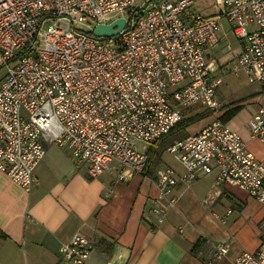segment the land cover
<instances>
[{
  "label": "built area",
  "instance_id": "obj_1",
  "mask_svg": "<svg viewBox=\"0 0 264 264\" xmlns=\"http://www.w3.org/2000/svg\"><path fill=\"white\" fill-rule=\"evenodd\" d=\"M0 0V171L24 189L38 183L35 167L47 145L57 143L96 177L112 164L119 179L143 171L147 149L193 104L221 110L217 88L220 63L208 59L225 32L239 42L235 73L264 85V0H214L213 15L187 10L194 0ZM125 18L112 36L93 28ZM88 23L89 28L78 25ZM252 137L264 146V106L248 121ZM182 167L156 171V222L174 202L178 183L189 184L217 169L214 184L229 181L264 203V162L221 118L176 139L167 148ZM60 254L84 264L92 250L76 233ZM228 251L217 244L214 256ZM231 264H264V239Z\"/></svg>",
  "mask_w": 264,
  "mask_h": 264
},
{
  "label": "crops",
  "instance_id": "obj_2",
  "mask_svg": "<svg viewBox=\"0 0 264 264\" xmlns=\"http://www.w3.org/2000/svg\"><path fill=\"white\" fill-rule=\"evenodd\" d=\"M214 7L207 15L217 13L219 8ZM236 46L239 52L237 40L226 49ZM213 48L208 59L220 61L222 56H213ZM234 117L227 125L252 150L249 144L258 139L250 134L249 120L242 126L233 122ZM59 150L46 148L34 171L38 183L30 190L0 171V264H73L62 257L59 247L76 233L92 244L84 264H231L264 239L261 228L251 243L244 239V200L260 201L232 182L214 184L216 168L189 184L174 186V202L158 223L150 212L158 197L156 171L151 175L136 171L119 179V165L112 163L92 177L86 163ZM235 188L246 197L239 198ZM258 219L264 227V209ZM240 234L245 236L242 242ZM217 244L228 246L221 257L213 254Z\"/></svg>",
  "mask_w": 264,
  "mask_h": 264
},
{
  "label": "rangeland",
  "instance_id": "obj_3",
  "mask_svg": "<svg viewBox=\"0 0 264 264\" xmlns=\"http://www.w3.org/2000/svg\"><path fill=\"white\" fill-rule=\"evenodd\" d=\"M147 1L148 0H136L134 3V7H143ZM214 5H215L214 0H194V3L188 8V10H190L194 15L195 14L207 15L209 10L216 9ZM222 23L224 24L226 38L224 40H221L219 44L214 46L212 50L213 56L216 57H218L219 55L222 56V58L219 61L220 65L217 68L213 69L212 74L214 76H220L222 79L217 88V95L220 101L226 102L227 104L225 106H229L231 103L232 105L240 104L241 109L233 118V122L244 126L249 120V117H251V114L254 113V111L259 106L261 105L264 106V85L256 80L250 81L248 76L242 71L238 73L233 72L232 60L235 57H237L238 49L237 46L236 48L233 47L232 49H226V45L229 43V44H233L234 46L236 44V38L232 34H230L231 32L229 33L228 31L229 26L227 24V21L223 19ZM78 26L83 29H87L89 28L90 25H88V23H80ZM2 72L3 71L0 70V75L2 74ZM225 106L218 111L210 110L211 111L210 115L197 119L190 126L191 129L190 133H194L198 131L213 118H219L217 116L223 113V111L226 109ZM206 110L209 109L205 105L193 104L191 106L182 108L180 117L183 118L190 115H196ZM47 146L50 148L53 147L58 148L60 149L59 150L60 152L66 153L71 157V154L68 150L62 148L60 145H58L55 142ZM249 147L253 151H255L258 154V156L264 159V146L258 140L257 141L252 140L251 143L249 144ZM112 163L116 164V162H112ZM166 165L176 168H181L180 167L181 165L174 157V155H172L169 151L164 150L161 154V160L155 166L154 170L157 171V169ZM149 166H151V163L147 165V167ZM235 192L237 193V196L239 198L246 197L242 191L236 188H235ZM244 204L245 206L242 212V218L244 219V223H245L246 238H244L245 236L243 234H240L239 238L241 242L244 238L246 243H251L253 241V238L255 237V233L257 229L261 228L262 230H264V227H262L263 224L262 223L260 224L259 219L258 221H256L257 218L260 216V214L263 212L264 206L260 202H257L256 200L249 197L245 198Z\"/></svg>",
  "mask_w": 264,
  "mask_h": 264
},
{
  "label": "trees",
  "instance_id": "obj_4",
  "mask_svg": "<svg viewBox=\"0 0 264 264\" xmlns=\"http://www.w3.org/2000/svg\"><path fill=\"white\" fill-rule=\"evenodd\" d=\"M231 105V106H230ZM229 106H225V110L223 113H221L219 118H221L224 122H227L232 117H234L239 110L241 109L240 104H234L232 103ZM211 111L206 110L202 113L196 114V115H190L183 117L179 119L170 129L165 132L158 140H156L154 143L150 144L147 149L148 154V161L143 168V172L146 174H153L155 172V166L160 162L161 160V154L166 148L172 144L176 139H181L190 134V126L197 120L203 117H206L207 115H210ZM151 163V166L147 167V165ZM197 244H195L194 247H196ZM197 248V247H196Z\"/></svg>",
  "mask_w": 264,
  "mask_h": 264
},
{
  "label": "water",
  "instance_id": "obj_5",
  "mask_svg": "<svg viewBox=\"0 0 264 264\" xmlns=\"http://www.w3.org/2000/svg\"><path fill=\"white\" fill-rule=\"evenodd\" d=\"M125 25V18L119 17L111 23H99L93 28V33L96 36H112L118 34Z\"/></svg>",
  "mask_w": 264,
  "mask_h": 264
}]
</instances>
